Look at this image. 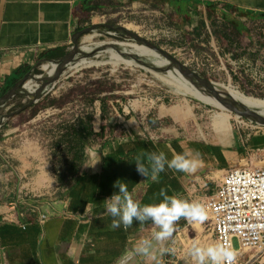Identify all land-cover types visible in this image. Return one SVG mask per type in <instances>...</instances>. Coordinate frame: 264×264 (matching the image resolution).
Masks as SVG:
<instances>
[{
    "label": "crops",
    "instance_id": "1",
    "mask_svg": "<svg viewBox=\"0 0 264 264\" xmlns=\"http://www.w3.org/2000/svg\"><path fill=\"white\" fill-rule=\"evenodd\" d=\"M209 6H232L254 17L264 15V0H0V85L5 87L14 75L19 81L25 78L39 61L48 59L46 55L66 52L77 31L92 24L107 23L106 18L117 16L121 11L134 18L137 13L161 15L164 12L171 22L192 31L198 26L199 9H203L205 16L201 19L208 24ZM183 21L192 24L191 27L183 26ZM86 38L87 35L81 41L87 42ZM247 41L249 45L244 49L253 53L254 43L249 37ZM16 100L7 114L29 103L24 104L23 98ZM41 103L0 127L3 138L0 143V264H124L126 255L143 241L151 242L150 249L156 247L152 234L158 228L151 222L135 221L126 229L111 228V217L102 214V201L115 191V181L125 182L140 204L159 203L161 188L169 196L190 202L191 198H203L200 195L209 185L213 186L212 179L219 181L228 171L245 168L243 162L248 165L249 158L256 159L255 153L264 151V129H255V133L251 130L245 140L230 148L161 128L153 130L154 136L149 139L109 141L98 149L101 160L90 167L94 162L92 157L85 168L89 192L87 187L83 192L77 187L70 197L52 202L50 212L29 219L27 212L20 209L14 186L33 184L36 178L40 181L48 177L52 167L50 138L47 140L42 134L50 130L60 135L58 128L72 124L77 117L74 115L69 122H64L66 119L57 108L41 110ZM160 151L167 159L184 153L188 159H196L197 166L193 172L166 166L157 182L138 174L134 166L136 156ZM144 179L147 187L140 183ZM181 220L184 218L174 225ZM252 264H264V258Z\"/></svg>",
    "mask_w": 264,
    "mask_h": 264
},
{
    "label": "rangeland",
    "instance_id": "2",
    "mask_svg": "<svg viewBox=\"0 0 264 264\" xmlns=\"http://www.w3.org/2000/svg\"><path fill=\"white\" fill-rule=\"evenodd\" d=\"M132 16L126 11H121L117 16L108 17L105 21L133 30L219 86L235 89L246 96L264 99V56L259 58L252 54L242 55L244 47L249 45L247 37L230 27H225L226 34L234 41L232 45L223 34L214 33L209 25V28L206 27L203 31L201 39L195 41L191 35L190 42L183 36L185 30L178 23L171 22L167 13L160 15L147 12L137 13L136 18ZM204 16L203 9H199L196 14L197 25ZM237 21L242 22L255 39L264 38V19H256L255 22L242 19ZM86 39L85 43L134 42L118 33L109 34L103 30L90 33ZM107 57L105 53H98L88 58L99 61L106 60ZM46 72L47 70H37L35 77H41ZM154 78L153 74L146 70L124 64L115 67L107 63L77 64L66 71L51 92L50 98L58 101V111L65 117L64 122H69L74 115H92V127L95 132L99 131L101 125L100 105L104 104L112 111L111 117L114 119V129L109 138L111 143L130 138L149 139L154 136L153 130L161 128L177 130L189 138L230 148L238 141L245 140L251 132L252 129H248L249 123L246 121L236 117L227 122L218 121L214 117L217 110L211 105L178 94L173 88ZM104 98L107 100L99 101ZM19 99L21 98L16 101ZM48 131L47 134H42L47 140L52 134ZM252 132L255 133V129ZM249 160L251 162L249 161L248 165L243 162L242 167L255 168L263 165H257L259 162L253 157ZM52 162L50 157L51 166ZM14 187V191L19 195L17 200L19 204L25 205L29 219H36L39 215L50 212L52 202L60 191L52 167L45 179L39 181L36 178L33 184L21 183ZM212 189L213 186L209 185L200 196H210ZM197 226L195 222L185 219L179 221L174 225V231L168 239L157 241L156 247L149 248L148 253L137 251L140 246L135 247L126 255L128 259L124 264H194L188 252L193 241L202 247L217 243L207 221L200 222ZM162 247L167 249L163 254L160 251ZM234 247L239 248L236 239Z\"/></svg>",
    "mask_w": 264,
    "mask_h": 264
},
{
    "label": "clouds",
    "instance_id": "3",
    "mask_svg": "<svg viewBox=\"0 0 264 264\" xmlns=\"http://www.w3.org/2000/svg\"><path fill=\"white\" fill-rule=\"evenodd\" d=\"M86 150L93 157L94 162L90 166L92 167L101 160L102 156L98 150L91 147ZM196 156H199L198 152ZM197 163L196 159H188L184 153H176L171 159H167L165 153L160 151L137 155L134 166L138 174L157 182L159 173L163 172L166 166L180 172H193ZM140 183H144L147 187L145 179ZM113 187L115 191L102 201V214L111 217L112 229L121 226L126 229L133 225L134 221L136 223L151 222L158 228L153 232L152 239L162 242L171 236L174 231V222L180 218L196 223L203 222L207 218V213L201 204L189 202L174 195L169 196L164 188L159 190V196L162 197L159 203L140 204L133 198L125 182L117 184L115 181ZM150 247L151 242L145 240L137 251L148 253ZM160 251L163 254L167 249L162 247ZM188 252L194 264H232L236 257L235 250L222 243L202 247L198 242L193 241Z\"/></svg>",
    "mask_w": 264,
    "mask_h": 264
},
{
    "label": "trees",
    "instance_id": "4",
    "mask_svg": "<svg viewBox=\"0 0 264 264\" xmlns=\"http://www.w3.org/2000/svg\"><path fill=\"white\" fill-rule=\"evenodd\" d=\"M208 14L207 24L204 19H201L197 27H195L192 31L185 29V33L183 36L187 38L190 42V36H194L196 38H201L203 31L206 29L207 25H210L213 28L214 33L223 34L225 39L233 45L234 41L230 39L229 35L226 34L225 27H230L232 30L240 33L241 35H246L249 37L254 43V52L249 53L247 49L242 50V55L244 56H252L260 57L264 56V38L255 39L254 36L250 34V32L243 26V23L237 21L242 19L243 21H252L255 22L256 19H264V15L260 16H252L243 14V12L232 6H225L223 8L218 7H210ZM258 17V18H257ZM192 24H187L183 21V26L191 27ZM193 37V38H194ZM195 39V38H194ZM263 54V55H261ZM63 53H57L53 55H46L48 59H57L61 57ZM19 82L18 76H13L10 79L3 90L0 92V98H2L9 90L13 89L16 84ZM51 93L48 94L43 100H41L42 106L41 110L47 109L48 107H54L59 109L60 106L57 105L58 101L56 99L50 98ZM83 95V94H82ZM250 97V96H248ZM254 98V97H250ZM259 99V98H254ZM107 98H104V101ZM22 106L15 107L12 112L18 111L22 109ZM39 110H37L38 112ZM112 111H109L107 107L102 104L100 105V122L101 125L99 127V131L95 132L92 127V115L83 114L82 116H77L72 124H65L58 128L60 130V135L51 134L49 146L51 149L50 157L53 160L52 172L56 176V181L58 185V189L60 190L56 200H62L63 198L70 197L76 191L78 187L80 192H83L84 187L88 192L90 191L89 181H86L84 177L85 168L83 166H87L92 156L87 152V148L91 147L95 150L101 149L110 141V135L114 129V119L111 117ZM127 120V118L125 119ZM104 139V142H102ZM3 142L2 135L0 134V143ZM21 205V211L24 212L25 205Z\"/></svg>",
    "mask_w": 264,
    "mask_h": 264
},
{
    "label": "water",
    "instance_id": "5",
    "mask_svg": "<svg viewBox=\"0 0 264 264\" xmlns=\"http://www.w3.org/2000/svg\"><path fill=\"white\" fill-rule=\"evenodd\" d=\"M98 30H103L109 34L118 33L131 41L150 48L160 56V62L162 64H166L167 66L175 69L193 87L208 94L227 112L255 127L264 129L263 114L251 113L240 108L233 101H231L229 97H227V95L222 91L217 83L201 76V74L197 73L186 64H183L172 55L166 53L152 42L141 37L133 30H130L125 26L113 25L109 23L92 24L77 31L72 36L70 48L67 49V51L64 52L61 57L53 60L43 59L39 61L38 65L32 72L27 73L25 78L21 79L13 89L9 90L2 98H0V127H2L7 120L13 119L16 116L27 112V110L35 106L38 102L50 94L54 90L55 86L64 77V74L69 69L70 64L73 63L76 58L94 53H115L114 47L108 42L85 43L81 41L82 37L85 35H89L90 33ZM115 55L118 57V60L126 66H131L142 70L151 68L150 66L152 62L149 60L147 61L132 57H123L117 55L116 53ZM44 65L50 66L47 69L45 80L36 88L27 90V83L33 78L35 72L37 70H41ZM42 70L46 71V69ZM18 98H23L29 101V103L19 111L7 114L6 111L10 107L11 103Z\"/></svg>",
    "mask_w": 264,
    "mask_h": 264
},
{
    "label": "built area",
    "instance_id": "6",
    "mask_svg": "<svg viewBox=\"0 0 264 264\" xmlns=\"http://www.w3.org/2000/svg\"><path fill=\"white\" fill-rule=\"evenodd\" d=\"M3 88L0 85V92ZM248 125V129H259ZM255 156L263 164L261 167L232 169L219 181L212 179L210 196L190 199V202H198L205 209L207 218L204 221L211 227L216 242L235 250L232 264H238L237 251L242 248L255 251L247 264L264 258V151H257ZM235 239L238 249L234 247Z\"/></svg>",
    "mask_w": 264,
    "mask_h": 264
},
{
    "label": "bare ground",
    "instance_id": "7",
    "mask_svg": "<svg viewBox=\"0 0 264 264\" xmlns=\"http://www.w3.org/2000/svg\"><path fill=\"white\" fill-rule=\"evenodd\" d=\"M110 44L114 47V51L117 55L123 57H132L139 60H149L151 61V68L145 69L146 71L153 74L157 81L160 83L167 85L175 90L176 93L181 94L183 96H190L202 103L211 105L217 113L214 115L215 119L222 122H227L232 118L236 117L235 115L227 112L220 104H218L212 97H210L205 92L198 90L193 87L185 78L181 76L179 72L173 69L166 64H162L160 62V56L152 51L150 48L138 44L136 42L131 43H118V42H110ZM115 53L107 54L108 57L106 60H92L88 57L95 56V54H88L85 56L78 57L74 60L73 63L70 64L69 68L77 64L84 63H107L112 66H117L122 64ZM106 54V53H105ZM49 65H44L43 69H48ZM47 73V72H46ZM46 73L41 75V77H35L27 83V90L34 89L38 85H40L46 77ZM40 75V74H39ZM33 82H36L38 85H34ZM219 86V85H218ZM222 91L240 108L247 110L251 113L263 114L264 115V99H254L250 98L243 93L235 90V89H227L224 86H219ZM236 119H239L236 117ZM255 255V251L248 248H242L237 251V263L238 264H247Z\"/></svg>",
    "mask_w": 264,
    "mask_h": 264
}]
</instances>
